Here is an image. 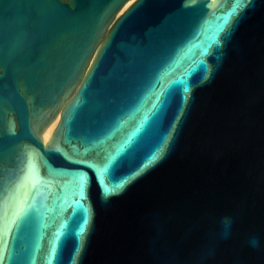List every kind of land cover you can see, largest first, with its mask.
<instances>
[{
	"label": "water",
	"instance_id": "1",
	"mask_svg": "<svg viewBox=\"0 0 264 264\" xmlns=\"http://www.w3.org/2000/svg\"><path fill=\"white\" fill-rule=\"evenodd\" d=\"M127 1L0 0V264H264V0Z\"/></svg>",
	"mask_w": 264,
	"mask_h": 264
},
{
	"label": "rangeland",
	"instance_id": "2",
	"mask_svg": "<svg viewBox=\"0 0 264 264\" xmlns=\"http://www.w3.org/2000/svg\"><path fill=\"white\" fill-rule=\"evenodd\" d=\"M131 1H132V0H129V2L127 1L128 4H129ZM125 4H126V3H125ZM128 4H126L125 6H123L122 9H124ZM122 9H121V10H122ZM55 121H56V120H55ZM55 121H53V123L51 124V126L48 128V129H49L48 133L50 132L51 128L54 126ZM48 129H47V130H48ZM47 130H46V131H47ZM46 131H45V132H46ZM48 133H47V135L44 134L43 137L46 138V137L48 136ZM45 135H46V136H45Z\"/></svg>",
	"mask_w": 264,
	"mask_h": 264
},
{
	"label": "bare ground",
	"instance_id": "3",
	"mask_svg": "<svg viewBox=\"0 0 264 264\" xmlns=\"http://www.w3.org/2000/svg\"><path fill=\"white\" fill-rule=\"evenodd\" d=\"M128 2H129V1H128ZM128 2H127L126 4H128ZM126 4H125V5H126ZM125 5H124V6H125ZM56 120H57V119H56ZM55 124H56V121H55L54 125H55ZM53 127H54V126H53ZM53 127L51 128V130L53 129ZM51 130H50V132H51ZM48 131H49V129H48L44 134L47 135ZM50 132L48 133V136H49ZM44 134H43V135H44ZM46 135H45V136H46ZM48 136H47V137H48ZM47 137H46V138L43 137V138H44V139H47Z\"/></svg>",
	"mask_w": 264,
	"mask_h": 264
}]
</instances>
